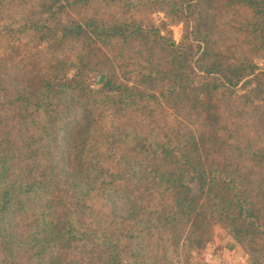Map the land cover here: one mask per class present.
<instances>
[{
  "label": "rangeland",
  "instance_id": "374dc122",
  "mask_svg": "<svg viewBox=\"0 0 264 264\" xmlns=\"http://www.w3.org/2000/svg\"><path fill=\"white\" fill-rule=\"evenodd\" d=\"M1 1L4 4L0 3V56L9 57L15 62L5 64L1 71L10 73L14 71L15 75L6 74L3 79L15 81L11 78H17L18 71L23 73L29 69L24 63H18L21 62L20 59L29 57L33 52L41 61L56 56L53 51H47L46 47L48 39L52 41V37L48 38L45 35L40 39L36 32L21 31L22 25L28 23L29 19L37 17L39 12L46 10L45 3L59 7V4H63L65 0ZM258 1L208 0L207 4L194 5L192 12L183 11L180 14L168 8H161V0H93L90 7L84 6L82 3L79 8H75L78 11L68 10V14L76 15L78 13L80 17L96 18L101 23L108 25L137 23L145 29H157L160 35L165 36L169 41L173 40L177 46L192 43L194 52H196L190 62L198 73H200L197 70L198 65L208 66L212 59L227 70L230 68V64L243 68L251 63L257 71H264V49L259 47L262 46L260 43L264 40L255 36L259 19L257 11L261 5ZM29 6L34 7L35 11H28ZM53 9L54 7H52ZM54 15L57 14H52L51 20ZM46 18L49 22L50 15ZM58 18L63 23L70 21L66 14H60ZM10 28H13L14 31H9ZM50 32L52 33V31ZM206 33L211 41L212 59H202L203 39H205ZM100 39L108 42L102 36ZM78 40H73L70 43V46L73 45L76 50L64 51L78 65L75 68L70 66L67 73L68 77L75 76L74 78L79 83L86 84L88 92L85 91V95L76 91L73 98L70 97L64 102L63 108H66L65 111H68V114L65 112L55 115L53 128L59 133H57V140L53 144L51 143V146L42 147L38 142L39 139H44L42 134L39 135L41 129L29 131V125L20 120L23 119L22 116L19 117L20 119L13 117L16 108L11 104L8 106L7 96L3 100L1 99L3 107L0 114L4 115L1 127L6 131H8V127L12 130L0 138V150H3L0 161V177L4 176L7 181L16 179L18 182H26L22 185L20 192L9 191V196L13 200H10L6 194L0 196L2 204L5 203L0 206V234H9L11 239L9 242L6 238L4 240L0 237V264H6L7 247H11V245L17 250L19 249V253L15 254L17 260L13 262L14 264H41L38 261L39 256H44L47 259L43 260V264L46 261L51 264H75L76 262L78 264L81 262L83 264H104L103 257L107 256L110 257L108 264H264V106L255 114V110L251 108L249 102H245L244 97H241L254 86L252 82L246 81L251 76L246 77L245 81L238 83L234 88L235 94L240 95L241 98L230 97V99L225 98L222 102L219 101L221 102L218 113L220 116L219 139L214 140L213 130L209 127L211 121L206 112L200 113L198 118L189 116L191 109L185 103L191 101L188 98L191 95H182L178 101L177 91L174 95L177 96L176 102L171 101L166 104L163 99L160 100L166 108V116L158 112L150 122L147 121L145 115H139L140 113H135L131 109L128 113H126L128 110L114 109V106L123 101L125 95L123 90L111 91L115 89L116 85L124 88L137 84L140 86L138 87L140 91L144 89L159 96L162 85L166 84H157L149 88L142 83L140 79L143 72L142 67L132 64L147 65L143 59L144 56L133 54L134 50L131 47L128 54L131 55L132 59L130 60L134 61H125L121 57L120 38L114 40V46L111 47L108 45L100 47L101 42L98 44L100 52L106 57H111L113 63L109 58L106 60L100 54L96 60L82 64L80 61L86 54L83 51L85 45L81 42L80 37ZM37 43L41 44V48L45 50L40 55L34 51V46ZM140 44V41L135 43V45ZM189 72L191 70H188ZM100 73L105 76L102 82L96 85ZM35 78L38 79V76ZM106 78L110 80L107 81ZM188 89L181 88L179 90L182 93L183 91L187 92ZM90 94H93L98 102L104 98H110V100L115 98L113 104L102 102L96 105L94 115L98 126L107 132V130L111 131L113 126L123 125L125 122L143 129L142 133L148 137L145 142H141L145 150L150 147L148 144L153 138L151 127H163L169 123L170 127L182 128L181 135H179L180 140H165V149L175 147L173 152L179 161H185L183 158L185 153L182 152L185 150L191 158L192 165L176 167L174 165L176 159H169L164 162L171 161L170 164L162 169L165 172L173 171L177 175L184 173L181 189L187 194L195 196L196 206L200 201L206 205L216 206L218 211L224 214L218 216L212 212L203 234L199 236L198 240H193L194 238L188 235L193 207L180 206L178 201L173 203L174 198L169 195H161L164 191H169V187L166 186H172L165 175L152 172L157 175L162 187H159L158 180L151 178L153 177L152 173L146 175L150 178L144 177L142 181L136 182L137 177L146 170L137 173L132 170V167L118 163L120 156L127 153L131 147L125 141L116 140L115 144H111L112 142L104 141L105 136L102 134L104 139H96L93 146H95L97 155L100 153L104 156L103 159H98L94 164L80 162L81 148L78 146L80 144L78 139L82 126L76 124L74 118L78 115L77 110L79 111V108L83 107L87 98L92 97ZM261 97H264V94H255L252 99L257 100ZM134 100L135 98H132L129 102ZM58 101L60 102V98ZM255 103L259 102L255 101ZM176 105L183 106L179 110L180 115ZM235 105L237 106L232 108ZM127 108L129 109L128 106ZM12 117L14 121L10 122ZM132 117H135V122L131 121ZM24 118L27 121V117L24 116ZM177 120L182 122L181 126L178 125ZM21 123L26 128L24 133H21L20 130L16 131L22 128ZM166 127L164 126V128ZM191 133L195 134L192 136L198 137V148H196V143L191 140ZM115 135L116 133L114 137ZM117 137L116 135V139ZM200 138L204 139L203 143ZM127 142L132 144V141H128V139ZM162 142V139L158 143L153 142L151 147H154L155 143L158 146ZM19 147L23 148L19 149ZM16 148L19 149L17 153L15 152ZM178 148L182 150L179 155ZM155 160L150 158L147 164L154 166ZM77 166L97 167L100 168V171L111 167L109 171L113 173L112 176L106 175L103 186L101 185L102 181H98L95 185L96 191L84 199V202L92 207L99 217V222L96 224L98 227L96 241L102 256L99 259L90 260L87 258L86 248L89 247L90 242L87 245L75 247H65L64 243L57 244L55 242L52 245L38 243L41 238L38 235L40 230L36 225L37 223L39 225L42 216L40 206L50 208L51 217L57 222L55 226L60 228L66 219L63 205L70 200L69 194L74 178L72 169ZM51 167L57 168L51 169ZM150 168L157 170L155 166ZM124 172L128 173L127 176H131L132 182L126 181ZM45 181H50L51 188L48 185H43ZM31 182L42 184V190H34ZM234 187L237 188V192H240L237 199L233 195ZM48 189H53L52 201L44 202L40 199L35 202L36 197L46 194ZM126 189L136 196L141 193L143 201L139 204L142 209L135 213L134 210L128 211L127 208L121 207L117 210L118 212L115 211L111 215L109 206H106L107 197L109 198V195H112L111 193L116 190H118L116 196L122 197L124 193H128ZM239 197L243 201H250L247 204L242 202V210L249 211L243 215H240L238 211L241 200ZM133 200L136 199L133 197ZM85 203L83 204L85 205ZM164 205H167V209L173 206L176 214L165 228L161 225ZM198 211L201 219L207 215L203 213V210ZM155 212H157L156 215H154ZM127 213L130 215L128 218H126ZM181 213L184 214L181 215ZM196 214L198 215V213H194V215ZM142 216L143 218H141ZM79 220L85 221L87 226L88 224L93 226L97 221L95 215H84ZM109 220L112 221V230L105 227L108 226ZM236 227L241 231L251 228L253 232L241 233L240 236V233L236 232ZM209 229L211 230L210 234ZM234 232L236 233L234 239L237 241L240 239V242H236L229 236ZM53 238L55 241L59 240L57 233ZM106 250L107 254L103 256ZM53 253H57L55 255L57 258L54 260H52Z\"/></svg>",
  "mask_w": 264,
  "mask_h": 264
},
{
  "label": "trees",
  "instance_id": "16d2710c",
  "mask_svg": "<svg viewBox=\"0 0 264 264\" xmlns=\"http://www.w3.org/2000/svg\"><path fill=\"white\" fill-rule=\"evenodd\" d=\"M92 1L93 0H65L63 4H59V7L53 6L51 3H45L47 5L46 10L39 12L37 17L29 19V24L24 23L22 25L21 31L25 30L26 33L36 32V34H39L38 38L40 39L45 35H47L48 38L52 37L53 40L51 41V39H48L50 42L48 41V43H46V47L47 51H53V54L56 56H52V58L50 59H43L41 61L37 59V54L33 52V54H31L29 57L20 59L21 62L18 63H24L28 66L29 69L24 71L23 73L18 71L19 76L17 78H11L15 81H5L7 79H3L6 74L15 75L13 74L14 71H12L11 73L9 71H1L4 69L5 64L9 62H15H13L9 57L6 58L0 56V110L3 107V101H1V99L3 100L5 99V96H7L8 106L11 104L14 108H16L13 117L19 118L22 116L23 119H19L21 120V122L29 125V131L37 128L41 129L39 135L42 134L44 136V139H39L38 142L41 143L42 147L51 146L53 142L58 138L57 133H59V131H55L53 128L54 118L55 115L60 113L66 112V114H68V111H65L66 108H63L64 102L70 97L73 98L76 91H78V93L82 92L85 95L88 92V87L86 86V84L82 82L79 83L78 80L74 78L75 76L68 77L67 73L70 66H74L73 68H75L78 65L75 64L74 61H72V59L69 57L70 55L65 53L64 51L70 52L71 50H76V47H74L73 45L70 46V43L73 42V40L79 41L78 37L81 38V42L85 45L83 51L86 54H84V59L80 61L82 62V64L96 60L100 54L104 58H106V60H108L109 56L106 57L102 52H100V47H102V45H108L111 47L113 45V42H115L114 40H118L119 38L122 43L120 44V46H122L121 57H123L125 61H134L130 60L132 58L130 57L131 55L128 54L131 47L134 50L133 54L144 56L143 59H145L147 65H142L141 63H133L132 65L137 64L138 66L142 67L143 72L140 79L142 83H144L149 88L157 84H166L162 85V88L159 91L160 95L155 96L150 91H145L144 89H142L143 91H140L138 88L140 86L137 84L125 86L124 88H120V86L116 85L115 89L111 91L123 90L125 92L123 101L120 104L114 106V109L122 111L128 110L126 113H128L131 109V111L135 113H140L139 115H145L147 121L149 122L155 117L158 112L166 116V108L164 107V103L160 102V100L163 99L166 104H169V102L171 101L176 102L175 100L177 96L179 101V98L182 95H191L190 97H188L191 101L189 103H185L186 106L188 107L189 105L191 109L189 116L191 118H198V116L201 115L200 113L206 112L211 121L209 127L213 130V139L217 140L219 139L218 131H220V127L218 126L220 116L218 115V113L220 111V104L225 98L230 99V97H244L245 102H249L251 108L255 110V114H257V112L264 106V97H261L257 100L252 99L255 94H264V71H257L253 68L254 66H252L251 63L243 68L235 67L232 64H230V68H228V70L223 68V65H220V63L211 58V41L207 33L205 34V39H203L204 52L202 53V59L211 58L212 60L210 65L208 66L201 67L198 65L197 70L200 72L198 73L190 62L191 57H195L196 52H194V45L192 43H186L177 46L173 40L169 41L165 36L160 35L157 29H145V27L137 23H114L108 25L105 23H101L100 21L96 20V18L89 17L86 19L85 17H80L78 13H76V15L68 14V10L78 11L75 10V8H79L82 3H84V6L87 5L90 7ZM207 2L208 0H161L160 4L161 8L163 9L168 8L169 10L177 11L181 14L183 11L192 12L194 5H200L202 3L207 4ZM0 3L4 4V2L2 1ZM258 3H260L261 5L259 6V9L257 11L259 19L255 36L256 38L261 37V39L264 40V0H259ZM52 7H54L53 10ZM29 10L35 11L34 7L32 6H29L28 11ZM52 14L57 15H54L53 19L51 20ZM60 14H66L70 21L66 23L60 22V19L58 18ZM49 15L50 18L48 22L46 17ZM12 29L10 28L9 31H14ZM50 31H52V33ZM101 36L108 42L102 41L100 39ZM137 41H140L141 44L135 45ZM99 42H101L100 47L98 46ZM260 44L262 46L259 47L264 49V41ZM41 46L42 45L39 43L34 46V51H37L39 53L38 55L44 53L45 51L41 48ZM109 59L113 63L112 58L110 57ZM57 69H59V71L56 72ZM188 70H191V72L188 73ZM35 76H38V79H36ZM250 76L251 78L246 81L252 82L254 86L251 87L247 91V93L243 94L241 97L240 95L237 96L235 94L234 88L238 83L245 81L244 79ZM106 80L109 81L110 79L106 78ZM75 81H77L78 83H76ZM112 86L114 87L113 81ZM164 86L166 87L164 88ZM181 88L189 89L187 92L183 91L181 93L179 90ZM177 91L178 95L174 96ZM90 95L92 97L87 98L83 107L79 108V111L77 110L76 113L78 115H76V117L74 118L76 124L78 123L80 126H82L80 137L78 139V143H80L78 144V146L81 148V151L79 153V155L81 154L80 162H88L94 164V162L98 161V159H103L104 156L100 155V153H98L97 155V153L95 152V146H93L96 139L103 138L101 136L102 134H104L105 136V139L103 138L104 141L108 143L112 142L111 144H115L116 140L125 141V143H127V145H131V147L127 153H124L120 156L118 163L120 162L123 165H128L127 167H132V170H135L137 173H139V171L146 170V172H142L141 175L137 177L136 182L142 181V178L144 177L150 178L146 176L147 173H152L154 171L157 174L165 175L172 186H166L170 188H168L169 191H164L161 195H169L171 198H174L173 203H176L178 201V205L180 206H185L188 208L193 207V211L191 212L189 220L190 227L188 229V235L192 236L194 238L193 240H198L200 238L199 236L203 234V230L205 228L207 220H209V218L211 217L212 212H214V214L218 216H223L224 214L219 212L218 208L214 205H206L199 201L196 206L195 196L187 194L181 189V186L183 185L182 182H184V173L182 175H177V173L173 171L165 172L162 169V167L170 164L171 161L164 162L165 160L169 159H176L174 163L176 167H188V165H192L190 156H188V153L185 150H181L182 147L178 148V155L180 154V150L185 153L183 155L185 161L178 160V157L173 152L175 150V147H172V149L168 150L165 149V140H180L179 135H181L180 131H182V128L178 127V129L170 127L169 123H166L165 125H163V127H151L150 131L153 132V138L149 141L150 143L148 145L150 147L145 150L143 148V143L141 142H145L148 137H146L142 133L143 129H139L137 126L130 125L125 122L123 125L121 124L113 126L112 130H107V132L102 127H99L94 115L96 105L102 102H111V104H113L115 98H111V100L110 98H104L102 101L98 102L93 94ZM58 98H60V102L58 101ZM132 98H135V100L129 102ZM118 101L119 99L117 98V102ZM255 101L259 103H255ZM233 102H235L234 99ZM127 106L129 107V109L127 108ZM236 106L237 105L233 106L232 108ZM177 107V112L180 115L179 110H181L183 106L181 105L180 107ZM107 108L110 107L107 106ZM24 116L27 117V121L25 120ZM13 117L11 118L10 122L14 121ZM2 119H4V115L0 114V138L3 134L5 136L8 134V131L12 130L9 129L10 127H8V131H6L1 127V124L3 122ZM131 121L135 122V117H132ZM177 121L178 125L181 126L182 122H180V120ZM12 124L14 125V123ZM21 124L22 128L16 131L20 130L21 133H24L26 132V128L23 123ZM164 126L167 127L164 128ZM115 133L118 136L117 139L116 135L114 137ZM193 134L191 133V140L193 141V143H196V148H198V137L192 136ZM12 135H14V133H12ZM127 139L128 141H132V144H128ZM161 139L163 140V142L157 146V143L160 142ZM200 140L203 143L204 139L200 138ZM153 142L157 143H155L154 147H151V143ZM22 148L23 147H19V149ZM18 150L16 148L15 152L17 153ZM2 152L3 150H0V161ZM150 158L156 159L154 161V166L155 168H157V170H154V168H150L154 167L153 165L150 166L147 164ZM55 168L51 167V169ZM110 168L107 167L106 170L100 171V168L98 169L97 167H73L72 171L74 173V178L72 180V190L70 189L69 194L70 200H68L66 204L61 203L64 204L63 207L66 214L65 222L62 223V226L60 228H57L55 226L57 225V222L54 221V219L51 217L52 211L50 210V208H44L40 206L42 216L39 225L38 223L36 225L40 230L38 235L41 238L38 243H47L48 245H52L55 242L57 244L64 243L63 245H65V247H75L87 245L90 242L89 247L86 248V251L88 252L87 258H89L90 260L102 258L101 252L99 250V244L96 241V239L98 238V227H96V224H98L99 222V217L95 214L94 209L84 202V199L89 194L96 191L95 185L98 181H102L101 185L103 186L104 178L106 177V175H113V173L109 171L111 170ZM127 174L128 173L124 172L126 181L132 182L131 176H127ZM152 174L153 177L151 178L158 180L159 182L157 183L159 187H162L161 181L157 178V175L155 173ZM23 175L21 176V178L23 177ZM8 176L11 177L10 175ZM1 177L0 196H4L5 194L9 196V191L12 190L20 192L22 185L24 184V182H26H18L16 179L7 181L4 176ZM49 182L50 181H45L43 182V185H48V187L51 188L52 184L50 183L51 185H49ZM43 185L31 182V186H33L34 190L37 189L41 191ZM52 190L48 189L46 191V194L36 197L35 202H38L40 199L44 202L52 201ZM126 191L128 193H124L122 197L116 196V194H118V190H116V192L113 191L111 193L112 195H109V198L107 197L106 206H109L111 215H113L115 211L118 212L117 210L121 207H125L124 209L127 208L128 211L134 210L135 213L137 212V210L139 211L142 209L139 204L143 201L141 193H139V196H136L133 195V192L129 191L128 189H126ZM232 191L234 197L237 199V196L240 195V192H237L236 187H234ZM133 197L136 200H133ZM9 199L13 200L10 196ZM82 201L83 203H85V205L82 203ZM0 202L1 206L2 201ZM242 202L244 204H247L250 201H243L242 199L239 201L238 211L240 215L249 212H244L242 210ZM166 209L167 205H164L162 207V213H164V216L161 221V225L163 228L167 227L169 222L176 215L173 206H171L165 212ZM198 210H203V213H206L207 215L203 219L199 218L200 212ZM194 213H198V215H194ZM156 214L157 212L154 213V215ZM182 214L184 213H181V215ZM84 215H95V219L97 220L95 221V225L91 226L90 224H88L87 226L86 223H84L85 221H80L79 219ZM129 216V213H127L126 218H128ZM141 218H143V216ZM107 223L108 226L105 227L112 230V221L109 220V222ZM252 227L253 224L251 228ZM251 228L242 229L241 231L240 228L236 227V232L240 233L241 236V233H252L253 231L251 230ZM56 233L59 236L58 241H55V239L53 238ZM210 233L211 230L209 229V234ZM235 234L236 233L234 232L229 236L234 239ZM105 236L108 235L105 234ZM0 237L2 239L6 238L9 242L11 241L9 234H0ZM234 240L236 242H240V239H238V241L236 239ZM7 248L6 264H14L13 262L17 260L15 254L19 253V249L17 250V248L13 247L12 245L11 247L8 246ZM53 254L54 255L52 256V260L57 258V256H55L57 255V253ZM106 254L107 250L105 251L103 256H105ZM84 255L85 253L83 254V256ZM45 259L46 258L44 256H39L38 261L39 263L43 264V260ZM103 260L104 264H108V262H110V257H103ZM45 264L51 263H49V261H46ZM75 264L78 263L76 262ZM80 264L83 263L81 262Z\"/></svg>",
  "mask_w": 264,
  "mask_h": 264
},
{
  "label": "water",
  "instance_id": "95a60500",
  "mask_svg": "<svg viewBox=\"0 0 264 264\" xmlns=\"http://www.w3.org/2000/svg\"><path fill=\"white\" fill-rule=\"evenodd\" d=\"M104 76H105V75H104L103 73H100V74H99V80L96 82V85H99V84L102 82Z\"/></svg>",
  "mask_w": 264,
  "mask_h": 264
}]
</instances>
